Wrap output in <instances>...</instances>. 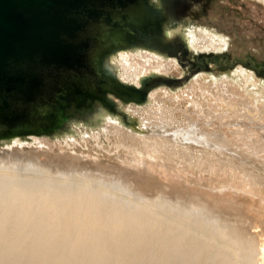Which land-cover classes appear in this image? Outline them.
<instances>
[{
    "label": "bare ground",
    "instance_id": "bare-ground-1",
    "mask_svg": "<svg viewBox=\"0 0 264 264\" xmlns=\"http://www.w3.org/2000/svg\"><path fill=\"white\" fill-rule=\"evenodd\" d=\"M77 22L82 27L85 21ZM207 38L199 37L193 44L208 46ZM188 39L185 36L182 44L190 45ZM213 44L218 49L224 42ZM122 54L124 73L140 81L147 73L164 72L175 64L157 52ZM220 85L222 106L227 105L226 111L239 122L233 135L244 142L246 148L241 149L264 166V103L240 86ZM4 112L14 113L13 106ZM100 113L104 120L91 133L87 129L75 135L83 133L97 142L102 135L109 142L115 138L119 153L127 150L120 154L123 164L100 160L83 165L80 155L33 133L0 139V264H233L238 260L242 264L240 260L249 255L241 256L242 251L250 249L257 251L251 264H264V219L256 221L242 204L252 195L264 205V174L238 164L232 154L224 160L213 153L216 148L234 151L228 135L198 132L199 123L183 122L185 126L174 129L177 143L196 141L215 147L211 153L201 149L198 153L188 144L165 141L171 123L160 119L155 109L145 115L146 121L166 128L164 140L162 133L163 137L151 139L127 130L108 110ZM247 120L255 127H243L241 122ZM221 154L226 156L223 150ZM42 156L46 161L40 160ZM190 186L206 190L196 193ZM230 252L238 260H232Z\"/></svg>",
    "mask_w": 264,
    "mask_h": 264
},
{
    "label": "water",
    "instance_id": "water-1",
    "mask_svg": "<svg viewBox=\"0 0 264 264\" xmlns=\"http://www.w3.org/2000/svg\"><path fill=\"white\" fill-rule=\"evenodd\" d=\"M181 1L0 0V139L55 132L92 110V97L95 105L112 106L109 89L140 101L156 75L139 88L124 85L106 59L134 45L164 56L185 53L178 35L164 30ZM12 106L14 113L4 112Z\"/></svg>",
    "mask_w": 264,
    "mask_h": 264
},
{
    "label": "rangeland",
    "instance_id": "rangeland-1",
    "mask_svg": "<svg viewBox=\"0 0 264 264\" xmlns=\"http://www.w3.org/2000/svg\"><path fill=\"white\" fill-rule=\"evenodd\" d=\"M173 12L174 18L169 19L168 22L165 23L164 30L170 38L176 33L181 39L179 46L186 52L183 53L184 55L179 52L178 57L167 56L169 59L175 60L173 67L167 69V71H152L145 75V77L151 74H155L156 76L150 81L151 84L147 87L144 96H138L139 100L141 99L140 101L129 99L122 100L109 89L106 90V93L113 102L112 106L103 105L102 103L100 105H95L92 97L90 105L93 106V108L87 114H74L63 127H59L55 132L31 133L44 136L56 143L58 142V145L62 148L64 147L65 150L75 155H80L83 157V165L93 166L94 162L100 160H105L110 164H123L120 159V154L123 150L127 153V150L122 149L119 153L118 149H116V144L113 143L116 141L115 138H112V142H109L108 139L102 135L101 141L97 142L96 139L84 135L83 133L75 135L76 132H80L81 130L85 131L87 129L91 133L92 127L97 126L100 120H104V117H101V109L111 112L114 116L121 119L127 130L133 131V133L139 134L140 136L146 135V137L149 136L148 138L155 139V137L159 138V136L163 135L164 137L162 136L163 138H160L164 140L165 137L168 136L166 132V134L164 133L167 128L169 130V138L166 140V137L165 141L170 144H176L178 142V140L173 137L174 129L182 128L185 123L190 124L192 121H195L199 123L200 128H198V132L209 133L210 131V133H216L217 131L218 133L228 135V138L235 143L233 145L234 151L229 153V151L226 152L224 149L219 148H216L219 149V151L216 149L213 150L215 147L210 149V145H203L196 141L187 143L179 142L177 143L178 145L186 147L188 144L193 147L194 152H198L197 150L201 149L211 153L213 150L214 154H217L224 160H229V156L233 155L231 159L235 160L236 158L235 162L238 164L244 165L249 169L254 168L258 174H264V166L258 162L259 159L256 160L255 157H250L246 149H241L245 147L244 142L239 136L236 137V135H233V130L236 129L239 122L235 121L236 119L231 116L232 113L229 114L228 111H226L228 108L227 105L222 106V104L225 103L221 101V97L218 95L219 92L224 93L220 84L231 83L236 85V87L240 86L239 88L243 89V91L259 99V103H264V1L182 0L180 4L173 7ZM185 36L189 38L188 41L190 45L182 44ZM199 37H208L209 45L200 47L193 44V40H197ZM209 37H214L215 40L211 41ZM218 41L224 42L222 48L217 49L213 44ZM138 50L157 52L146 47L134 45L130 48L118 50L120 56H116L115 52L112 53L111 57L107 58L105 62L106 68L114 74L119 82L136 88L141 87V81L134 75L124 73V69H122L124 65L119 61L120 57L122 58L124 56L122 53L135 52ZM167 77H173L179 80L172 81L168 80ZM199 82L202 83L203 86H206L207 90H201ZM192 85H196L195 88H191ZM87 105L88 102H85L84 107L86 108ZM230 108L231 110L234 109V107ZM153 109H155L157 113L159 112V116H157L160 119H164L168 124L171 123L169 128L168 126L166 128L160 127L161 125H155L153 122L149 123L146 121L145 115L148 116ZM257 111L258 112H255V114L257 118H259L261 116V111L258 109ZM172 114L176 117H172ZM185 114L191 115V119ZM209 114L211 115L210 117H208ZM183 122L184 124H182ZM241 123L245 128L255 127L250 120ZM160 133H162V135H160ZM27 134L30 133H26L25 135ZM158 134L159 136H157ZM71 136L78 137V142L71 140ZM66 140L71 146L67 147V144H65L67 143ZM193 143H195V145ZM31 147L32 145L30 148ZM205 147L207 148L205 149ZM221 150H223L226 156L222 154V157L220 156ZM241 150L243 151L239 153ZM245 153L246 155H244ZM210 159L218 161L215 157ZM40 160L46 161V157L42 156ZM125 165L132 164L127 162ZM261 171L263 173H261ZM207 176L216 177L215 174H208ZM204 188L206 190L205 186H190V190L196 193L205 191ZM243 201L242 204L246 213L253 214V216L255 215L256 221L264 219V205L261 204L258 198L249 195V199ZM224 203L228 205L231 202L224 201ZM224 209L227 210L226 207H224ZM256 253V250H246V253L244 250L241 256L246 257L248 254L249 255L246 257L247 259L244 257L240 258H244L245 262L249 260V262H247L251 264L255 259ZM229 257H233L232 260L235 258L233 255L231 257V252L229 253ZM229 260L231 263V259ZM235 260L238 259L235 258ZM241 260L240 263H247H243ZM237 263L236 261L233 262V264Z\"/></svg>",
    "mask_w": 264,
    "mask_h": 264
}]
</instances>
